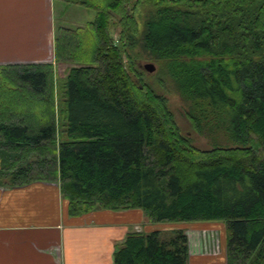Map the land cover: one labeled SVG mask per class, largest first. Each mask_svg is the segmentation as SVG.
I'll return each instance as SVG.
<instances>
[{"label": "trees", "instance_id": "1", "mask_svg": "<svg viewBox=\"0 0 264 264\" xmlns=\"http://www.w3.org/2000/svg\"><path fill=\"white\" fill-rule=\"evenodd\" d=\"M55 2L94 17L54 26V62L0 64V185L58 183L70 216L221 222L225 264H264V0ZM143 52L210 146L140 77ZM58 63L71 66L55 81ZM171 233H128L113 264H187L186 233Z\"/></svg>", "mask_w": 264, "mask_h": 264}, {"label": "crops", "instance_id": "2", "mask_svg": "<svg viewBox=\"0 0 264 264\" xmlns=\"http://www.w3.org/2000/svg\"><path fill=\"white\" fill-rule=\"evenodd\" d=\"M52 0H0V64L54 62ZM59 184L35 181L0 185V264H113L130 232L182 229L187 264H225L221 222H150L142 209L95 208L70 216ZM220 230L219 252L201 248L200 229Z\"/></svg>", "mask_w": 264, "mask_h": 264}, {"label": "rangeland", "instance_id": "3", "mask_svg": "<svg viewBox=\"0 0 264 264\" xmlns=\"http://www.w3.org/2000/svg\"><path fill=\"white\" fill-rule=\"evenodd\" d=\"M54 26H63L68 28H84L87 22L93 19L94 13L87 9H83L74 4L57 3L54 4L53 16ZM54 35V34H53ZM139 49V48H138ZM137 49V50H138ZM151 63L155 66L153 72H148L144 68V64ZM134 68L139 72L140 77L143 80L151 84V86L159 93L166 97L168 106L174 114L175 120L178 126L184 133H189L193 139V142L201 147L207 148L211 143L204 137L197 135L191 128L189 121L184 116V109L186 107L184 101L174 88L172 82L169 81L168 77L163 75L159 71V65L156 61L149 59L145 52L138 54L136 61L134 62ZM71 66L67 63L55 64L54 68V79L55 81L61 79L67 72L68 67ZM160 72V73H159ZM222 141L223 138H222ZM219 225H223L222 223ZM171 231L160 232L161 238H168L172 235ZM201 234V248L205 251L204 247L212 245L213 237L217 239L218 250L221 248V234L220 230L214 227H203L200 229ZM212 238H210V236Z\"/></svg>", "mask_w": 264, "mask_h": 264}, {"label": "built area", "instance_id": "4", "mask_svg": "<svg viewBox=\"0 0 264 264\" xmlns=\"http://www.w3.org/2000/svg\"><path fill=\"white\" fill-rule=\"evenodd\" d=\"M210 238H212V236H210ZM217 245H218L217 239L216 238L214 239V237H213L212 245L211 246H208V247H204V249L206 251H210V252H213V253H217V252H219Z\"/></svg>", "mask_w": 264, "mask_h": 264}, {"label": "water", "instance_id": "5", "mask_svg": "<svg viewBox=\"0 0 264 264\" xmlns=\"http://www.w3.org/2000/svg\"><path fill=\"white\" fill-rule=\"evenodd\" d=\"M144 68L148 71V72H153L155 70V66L151 63H146L144 64Z\"/></svg>", "mask_w": 264, "mask_h": 264}]
</instances>
